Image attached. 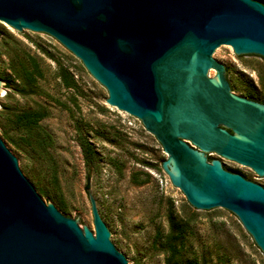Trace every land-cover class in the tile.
I'll return each mask as SVG.
<instances>
[{"label":"water","instance_id":"water-1","mask_svg":"<svg viewBox=\"0 0 264 264\" xmlns=\"http://www.w3.org/2000/svg\"><path fill=\"white\" fill-rule=\"evenodd\" d=\"M0 22L53 37L106 87L107 103L156 137L167 154L162 167L188 203L231 211L264 253V186L214 158L264 180V102L237 95L231 70L257 94L262 86L223 62L232 48L264 59L263 3L0 0ZM0 39L13 43L1 25ZM4 85L0 78V95ZM26 165L0 133V264H133L102 197L89 195L87 227L86 216L73 219L61 201L45 199Z\"/></svg>","mask_w":264,"mask_h":264},{"label":"rangeland","instance_id":"rangeland-1","mask_svg":"<svg viewBox=\"0 0 264 264\" xmlns=\"http://www.w3.org/2000/svg\"><path fill=\"white\" fill-rule=\"evenodd\" d=\"M11 39H0V78L11 87L0 95L2 115L37 110L44 116L28 133L26 144L17 133L0 125V133L27 161L25 173L40 186L45 199L61 201L73 219L86 216L93 224L89 195L96 193L109 205L104 216L120 232L119 244L133 264H166L160 236L168 231L171 210L187 223L185 264H264V253L244 229L238 217L221 208L213 213L191 206L162 167L167 154L141 120L110 105L108 91L90 72L47 33H20L0 22ZM14 42L36 60L42 76L36 92L17 89L18 80L9 71ZM223 62H234L262 86L257 94L231 70L235 93L264 101V59L240 58L225 50ZM59 66L66 68L75 87H65ZM88 141L95 161L85 163L80 142ZM22 149V150H21ZM227 170H236L264 186L251 168L214 155ZM94 226V224H93Z\"/></svg>","mask_w":264,"mask_h":264},{"label":"trees","instance_id":"trees-1","mask_svg":"<svg viewBox=\"0 0 264 264\" xmlns=\"http://www.w3.org/2000/svg\"><path fill=\"white\" fill-rule=\"evenodd\" d=\"M258 1L264 4V0ZM17 43L14 42L13 48L10 49L12 54L9 59V71L18 80L17 89L20 92H36L37 82L39 77L42 76L40 67L33 56ZM59 76L65 87H75V80L66 68L59 66ZM4 86L6 88L10 87V81L8 79H6ZM5 114L2 115L0 111V123L5 128V135L8 137V129L17 133L20 132L21 139L27 145L29 144L27 142L28 133L38 126L39 120L44 116L42 112L29 109L23 111L11 109L10 112ZM80 147L85 163L88 165L92 164L95 161V152L91 144L83 140L80 142ZM232 171L238 172L236 170ZM186 227L187 223L180 222L171 210L168 214V231L160 236L161 246L166 254V264H185V262L181 261V256L186 245ZM189 264L199 263L196 260H192Z\"/></svg>","mask_w":264,"mask_h":264},{"label":"flooded vegetation","instance_id":"flooded-vegetation-1","mask_svg":"<svg viewBox=\"0 0 264 264\" xmlns=\"http://www.w3.org/2000/svg\"><path fill=\"white\" fill-rule=\"evenodd\" d=\"M227 72V71H226ZM208 76H210L209 74H208ZM250 99H253V100H256V101H259V102H264V101H260V100H257V99H254V98H250ZM210 153H213V152H210ZM209 158V157H208ZM210 159V158H209Z\"/></svg>","mask_w":264,"mask_h":264}]
</instances>
